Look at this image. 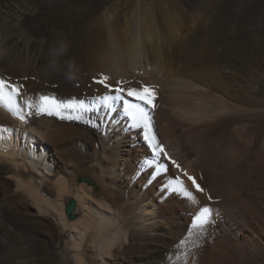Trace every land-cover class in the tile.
I'll return each instance as SVG.
<instances>
[{"label": "bare ground", "instance_id": "6f19581e", "mask_svg": "<svg viewBox=\"0 0 264 264\" xmlns=\"http://www.w3.org/2000/svg\"><path fill=\"white\" fill-rule=\"evenodd\" d=\"M101 74L155 107H106ZM0 77V264H264V0H0Z\"/></svg>", "mask_w": 264, "mask_h": 264}, {"label": "snow or ice", "instance_id": "6c2138e0", "mask_svg": "<svg viewBox=\"0 0 264 264\" xmlns=\"http://www.w3.org/2000/svg\"><path fill=\"white\" fill-rule=\"evenodd\" d=\"M108 81L109 78L107 76H104L103 74H101V77L99 79L94 78L95 83L104 86L106 89H109L114 93V95H105L102 98V102L106 107H110L109 101L122 102L127 115L133 117V119L137 121L142 120L146 115V112L144 111L142 105L155 107L154 100L156 94L150 86L140 84L137 87H131L126 81H117V86L113 87V85ZM22 88V85L17 86L10 83L7 79L0 77V102L11 104L15 96L21 95ZM126 97H130L134 101H138L141 103L134 104L132 100H128L126 99ZM25 105L30 110L27 113L29 116L33 115V111H31L33 109L36 115L44 113L52 115V108L54 106L59 107L58 105H55L54 100L48 96H40L39 101L36 103L25 101ZM63 106L66 108L73 107L72 104H65ZM79 107H83V104H80ZM13 114L15 115L16 113L13 112ZM20 119L24 121V116L21 115ZM133 126H138V124H134ZM4 131H8V129H4ZM145 138L150 140L147 134ZM153 156L155 157V159L153 161H150L149 163H156L161 158V156L168 160V165L158 164L156 169L157 173L167 172L168 166H174L178 171H180L182 177H186L187 180L191 182V186L194 187L196 191L201 193L204 192V189L201 187V185L197 183V179L192 175H189L186 170L182 169L177 161L172 160L168 156L162 145L153 146ZM181 176H176L173 178V180L169 181V186H166V190L178 192L182 196L186 197L190 202L195 204V197L193 196V193L186 188L184 180L181 178ZM209 199H211V197H209ZM212 216L213 209L208 206L200 207L199 210L192 216V229L195 231H202L207 224L212 222Z\"/></svg>", "mask_w": 264, "mask_h": 264}, {"label": "water", "instance_id": "95a60500", "mask_svg": "<svg viewBox=\"0 0 264 264\" xmlns=\"http://www.w3.org/2000/svg\"><path fill=\"white\" fill-rule=\"evenodd\" d=\"M73 208V203H70L67 207L66 210L69 212Z\"/></svg>", "mask_w": 264, "mask_h": 264}, {"label": "rangeland", "instance_id": "374dc122", "mask_svg": "<svg viewBox=\"0 0 264 264\" xmlns=\"http://www.w3.org/2000/svg\"><path fill=\"white\" fill-rule=\"evenodd\" d=\"M71 96H73V94H72V92H69L67 97H71Z\"/></svg>", "mask_w": 264, "mask_h": 264}]
</instances>
